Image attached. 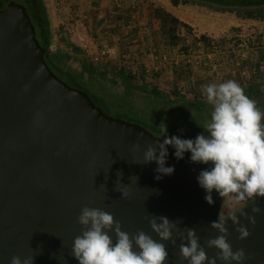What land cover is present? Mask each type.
I'll return each mask as SVG.
<instances>
[{
  "label": "water",
  "instance_id": "1",
  "mask_svg": "<svg viewBox=\"0 0 264 264\" xmlns=\"http://www.w3.org/2000/svg\"><path fill=\"white\" fill-rule=\"evenodd\" d=\"M47 51L25 6L10 1L0 9V264L13 256L35 257L34 264H79L71 250L84 230L78 217L85 206L111 213L125 232L143 230L156 240L153 214L180 218V231L195 229L209 257L215 256L218 250L206 241L220 235L211 226L218 215L197 181L200 171L185 157L177 159L169 145L166 166L175 172L157 180V163L143 164V157L163 137L108 114L56 74ZM236 214L250 236L240 239L229 220V242L245 250L246 264H264V197ZM110 235L115 240L114 231ZM173 239L161 241L166 264H188L179 255L187 241L175 231Z\"/></svg>",
  "mask_w": 264,
  "mask_h": 264
},
{
  "label": "clouds",
  "instance_id": "2",
  "mask_svg": "<svg viewBox=\"0 0 264 264\" xmlns=\"http://www.w3.org/2000/svg\"><path fill=\"white\" fill-rule=\"evenodd\" d=\"M202 95L212 109L210 119L202 125L198 124L204 131L195 138L169 136L167 125L162 123L159 126V137L163 139L147 147L143 164L153 161L157 163V180L164 175H172L175 166H166L168 146L171 145L177 159H183L189 153L191 162L207 165L200 170L197 181L206 191L205 199L208 203H214L213 192L232 204L257 196L264 197V110L235 80L204 84ZM139 147V143L134 145L135 149ZM135 177L138 181L139 177ZM121 193L122 196L128 195L126 191ZM261 211L260 208L254 209L257 214ZM229 220L238 225L240 239L250 236V231L240 224L235 212H229L227 217L219 216L218 220L211 222V226L220 235L206 241L208 248H216L218 251L215 256L209 257L195 229L186 228V235L180 231V218L174 221L153 214L150 226L160 238L156 240L143 230L135 235L125 232L111 213L85 206L78 217L84 230L75 237L71 256L79 264H166L169 253L161 241L171 240L175 244V231L181 241H187L180 244L182 262L246 264L248 254L243 248L234 250L228 240L226 225ZM249 220L255 223L254 216L249 217ZM113 231L115 240L110 235ZM34 259L31 256H13L10 264H34Z\"/></svg>",
  "mask_w": 264,
  "mask_h": 264
},
{
  "label": "crops",
  "instance_id": "3",
  "mask_svg": "<svg viewBox=\"0 0 264 264\" xmlns=\"http://www.w3.org/2000/svg\"><path fill=\"white\" fill-rule=\"evenodd\" d=\"M44 2L53 37L66 35L74 39L75 32L71 31L76 25L95 39L97 49L110 50L108 56L95 63L102 72L120 76L124 80H141L144 85L151 86L154 93L165 91L171 96L185 93L184 90L190 89L200 79L201 82L207 80L212 83L215 80L213 75L218 74V71L223 72L222 79L227 80L231 71L237 68L240 77L242 66H236L242 59L240 56L246 55L245 51L247 56H254V47H247L244 52L241 48L235 50L232 47L231 50L228 47L232 36L222 35V24L216 20L212 22V19L217 18L211 17V9L203 4L176 0ZM183 24L189 27L185 29ZM198 39L204 44L202 49L199 48L201 53L196 47ZM245 44L240 42L237 47ZM79 49L84 61L90 57L88 52ZM190 53L194 57L199 55L202 62L197 64L195 59L189 62L186 58ZM263 64L250 63L247 69L254 71L259 66L263 67Z\"/></svg>",
  "mask_w": 264,
  "mask_h": 264
},
{
  "label": "rangeland",
  "instance_id": "4",
  "mask_svg": "<svg viewBox=\"0 0 264 264\" xmlns=\"http://www.w3.org/2000/svg\"><path fill=\"white\" fill-rule=\"evenodd\" d=\"M12 1L23 3V0ZM221 1L230 2L232 0ZM207 7L215 10L212 12L210 10L209 14L211 17L217 18L212 19V22L216 20L218 21L217 23L222 24L221 27L224 28V33L221 34L223 36H232L228 45L231 50L232 47H235V50L241 48L242 52H244L247 47H254L253 57L247 56V51H245L246 55L240 56L242 57L239 63L240 65L237 64L236 66H242V71H240L241 76L239 77L237 75L238 69L236 68L235 70L233 69L234 71H231V76L229 75L227 80L237 81L244 88L245 93L257 102V106L264 110V68L259 66L254 71L253 69L250 71L247 69L250 63H264V4L259 7L255 5L248 7L249 12H255V15L258 16L256 18L246 16L248 11L238 7L231 9L216 4L211 6L207 5ZM217 23L210 24L215 25ZM192 29L194 28L192 27ZM245 41L247 44H245ZM240 42L245 45L237 47ZM76 48L79 47L75 44L74 40L64 35L61 37H53L47 52L51 53L52 58L55 59L57 64L70 68L72 71H78L83 83L92 88L96 93L104 95L106 98L102 105L105 108H111L110 113L108 112L110 115L139 123L157 135H159L157 133L159 131L147 126H151V124L159 126L164 123L167 126L178 125L200 128L198 124L202 125L210 119L211 105L207 103L202 95V86L209 81L205 80L201 82L200 79V82L199 80L195 82L190 89L184 90L186 91L185 93L176 95L174 93L172 96L165 91H162L163 93H154L150 89L151 86L144 85L141 80H124L120 76L108 75L101 70L91 71L92 67L99 68V66L95 65L90 57H87L84 61L81 56L82 54L76 52ZM201 49L198 48L197 51L199 50V53H201ZM56 55H60L61 59H58ZM192 59H194L193 56ZM250 59H254L256 62H252ZM249 73L251 74L248 75ZM223 75V72L219 73L218 71V74L215 73L213 75L215 80H212V83L226 81L222 79L224 78ZM166 81L168 82V80ZM165 93L168 95H164ZM203 167H207V165H203ZM213 193L218 217H227L229 212L237 213L260 198L257 196L240 201L237 204H232L226 198L220 197L218 193Z\"/></svg>",
  "mask_w": 264,
  "mask_h": 264
},
{
  "label": "trees",
  "instance_id": "5",
  "mask_svg": "<svg viewBox=\"0 0 264 264\" xmlns=\"http://www.w3.org/2000/svg\"><path fill=\"white\" fill-rule=\"evenodd\" d=\"M10 1L12 0H0V5H4L6 6ZM225 2V1H224ZM22 4L23 6H25L31 16L32 22L36 28V34H37V38L39 39L41 45L43 47L49 48L53 39L52 36V31H51V26H50V21H49V17H48V13H47V7L45 5L44 0H23V3H19ZM225 4V7H229V8H233V7H238L240 9H245L248 11V13L246 14V16L249 17H258L257 15H255V12H249V5L248 3H245L243 0L242 1H237L236 3L234 1H230V2H225L223 3ZM262 4L258 3L257 7L261 6ZM264 16V15H263ZM183 26L185 27V29H187L189 26L186 24H183ZM76 52H81L79 48H76ZM67 56V55H66ZM56 57L58 59H61L60 55H56ZM45 58L48 62V64L50 65V67L56 72L57 75H59L63 80H65L66 82H68L71 86L79 88L85 92H87L90 97L94 100V102L100 106L101 108H103L107 113L111 111V108H105L104 105H102L103 102H105V96L101 95V93H96L92 88L88 87L85 83L82 82L81 78H80V73L78 71H72L70 68H66L60 64H57L55 59L52 58V55L50 52H47L45 55ZM85 64V62H83ZM87 66V65H85ZM264 68V66H263ZM94 70H100L98 67H92L91 71ZM264 72V69H263ZM108 113V114H109ZM160 126V125H159ZM159 126L156 125H152L151 126H147V127H151V129L159 131ZM168 127V135H178L181 136L182 138H195L199 133H202L204 130L203 128H193L190 126H178V125H170L167 126ZM159 132H157L159 134ZM185 158L190 161V154L186 153L185 154ZM191 162V161H190ZM194 167H196L199 171L205 167H203L202 164H197V163H193L191 162ZM213 195V199H214V203H215V198H214V193Z\"/></svg>",
  "mask_w": 264,
  "mask_h": 264
},
{
  "label": "built area",
  "instance_id": "6",
  "mask_svg": "<svg viewBox=\"0 0 264 264\" xmlns=\"http://www.w3.org/2000/svg\"><path fill=\"white\" fill-rule=\"evenodd\" d=\"M73 29L74 30L71 31V33L75 32V38L73 39L75 44L79 48L83 49L85 52H88L94 63L100 62L103 58H105L110 54V50L108 48L97 49L95 39L90 38L85 31L80 30V28L77 27L76 25L73 26ZM196 44H197L196 47L198 48H201L204 45L202 40L200 39L196 40ZM191 54L192 53H190L189 54L190 56L186 58L188 59L189 62L193 61ZM194 59H195V63L197 64L202 62L200 61L201 58L199 55H196ZM134 74L138 75V73H134Z\"/></svg>",
  "mask_w": 264,
  "mask_h": 264
},
{
  "label": "flooded vegetation",
  "instance_id": "7",
  "mask_svg": "<svg viewBox=\"0 0 264 264\" xmlns=\"http://www.w3.org/2000/svg\"><path fill=\"white\" fill-rule=\"evenodd\" d=\"M176 1H180V2H192V3H198V4H203V5H208V6H211V5H222L224 6L225 2H222L221 0H187V1H183V0H176ZM234 1L235 3L237 1H242V0H232ZM245 3H250L249 5H257L258 3L260 4H264V0H243ZM5 6L4 5H0V9L1 8H4Z\"/></svg>",
  "mask_w": 264,
  "mask_h": 264
}]
</instances>
